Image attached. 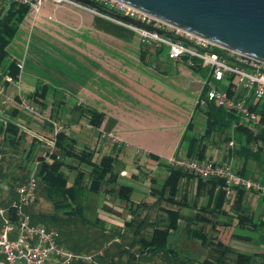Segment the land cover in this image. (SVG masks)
<instances>
[{
  "label": "crops",
  "instance_id": "obj_1",
  "mask_svg": "<svg viewBox=\"0 0 264 264\" xmlns=\"http://www.w3.org/2000/svg\"><path fill=\"white\" fill-rule=\"evenodd\" d=\"M29 12L33 13L30 9ZM26 16L8 47L10 53L7 62L12 58L19 61L20 55L16 46L19 42L15 43L14 40L20 31L26 30L23 28V23L27 21ZM94 16L97 15L70 4L44 2L39 13L36 16L33 14V20L29 23L25 71L21 73L19 80L11 81L5 79L11 78L10 76L0 72V167L2 168L0 209H7L8 205L18 200L17 187L13 189L10 186L13 177L23 178L26 182L27 177L24 173H30L33 167L37 169V158L45 156L49 149L52 134L45 126L44 120L37 115L23 112L15 102L18 82L28 94L34 92L39 82L49 87V92L38 112L47 111L48 116L56 115L65 126V134L74 140L77 151L85 148L94 150V160H99L104 155L116 158L114 165L117 174L116 184L110 187L103 186L100 192L88 195L84 222L81 223L77 217L73 224L75 230H70V234H67V241L79 247L78 252L71 251L94 256L97 262L94 260L93 264H105L103 262L126 264V261L131 259H135L139 264H168L175 253L178 255V260L185 261V264L188 262L201 264L212 247L211 243L218 242L245 255H264V228L255 229V226L249 222L238 224L235 218L238 212L244 210V213L253 218L255 223L264 225V196L246 192L243 199L236 203L233 211L231 205L236 199L233 194L228 200L230 203L224 205L223 213H215L214 216L207 214L204 217L210 219L211 223L202 226L194 220L195 215L201 214L203 208L213 202L214 192L198 188L196 179L183 177L178 182L177 191L169 194L163 190L164 182L170 175L169 171L149 156L153 154L165 161L178 152V157H185V147H179V142L192 115L191 134L197 137L203 135L204 117L201 113H196L202 116V120H198L202 131L197 133L194 121L196 114L193 113V109L202 94L204 78L191 69L188 60L187 62H184L183 58L176 61L169 60L165 48L146 46L135 34L133 39L127 42L95 29ZM52 19L56 22H50ZM92 33L102 34L104 41L115 39L131 43L137 39L141 48L137 57L130 61L128 60L130 55L126 54L125 47L121 48L124 52L99 44H91L80 49V47H71L68 44L71 40L64 38L70 39L73 35L85 38L87 34ZM145 48L149 53L142 63L139 56L141 50ZM164 63H170L175 68L174 76L168 79V83L165 80L166 71L159 69ZM151 66H156L154 70L156 72L150 71ZM200 66L207 70L205 66ZM229 83L226 79L217 85L226 88ZM113 87L125 93L126 98L123 101L126 109L150 105L165 108L171 102L174 114L180 122H184L186 116L191 114L185 121L184 127L173 138L172 150L169 153H161V150L153 152L149 149L146 153L142 152L143 147L138 146L139 142L131 134L134 130L122 125V120L116 115L118 113L103 109L111 99L109 95ZM71 97L77 98L76 101L81 103L71 104ZM142 101H145L146 105H142ZM175 101H177L176 106ZM35 102H39L38 95ZM76 104L81 105L82 108L90 107L104 113L105 119L101 126L97 129L90 126L88 118L74 108ZM185 104L190 107H184ZM108 105L117 110V103ZM109 118L114 119L116 124L109 134H105ZM7 121L17 126V137L21 136V140L16 145L3 142ZM84 122L86 128L81 127ZM209 141L205 143L206 157L210 161H222L230 165L239 162V169L242 168V160L230 157L228 151L224 153L216 151L215 139L210 141L212 142L210 145ZM132 146L136 148L134 152H129ZM211 148L216 152H212ZM68 163L72 167L78 166V161L75 159L69 160ZM80 167L86 172L89 170L85 165ZM64 173L69 182H72L75 172L66 169ZM255 176L260 175L256 173ZM118 186L130 188L128 202L118 197L116 191ZM212 207L210 204L209 209ZM27 209L32 211L31 208ZM168 210L179 213L178 227L175 231H170L166 242L165 249L168 252L140 250L144 243L143 239H151L152 231L156 226L169 223L166 215ZM200 227L213 238L209 247L188 234V230ZM135 230L139 232L134 233ZM91 246H94L92 251Z\"/></svg>",
  "mask_w": 264,
  "mask_h": 264
},
{
  "label": "trees",
  "instance_id": "obj_2",
  "mask_svg": "<svg viewBox=\"0 0 264 264\" xmlns=\"http://www.w3.org/2000/svg\"><path fill=\"white\" fill-rule=\"evenodd\" d=\"M29 7L25 5H20L16 3H10L5 0L0 2V72L7 74L13 80H18L20 74L17 68L16 58H12L9 62L6 59L9 57L8 47L12 39L16 36L19 25L22 23L24 17L28 14ZM93 27L104 33L110 34L123 41H131L134 37V32L116 24L106 18L100 16L93 17ZM148 49H142L140 53V61L144 63L146 56L148 55ZM184 62H187V58H183ZM193 71L200 73L204 80L207 78L208 70L203 69L199 64L195 66H190ZM230 82V79H228ZM231 96L235 95L232 91V85L229 83L226 87ZM208 88L205 86L202 89L201 97H205V93ZM49 87L42 85L39 82L36 85L34 92L28 94L26 97L33 103L37 101V95H40L42 101L48 95ZM237 98V97H236ZM15 101L18 98L15 97ZM45 107V104H44ZM80 111L81 115L88 118V124L93 128L97 129L101 126L105 115L96 109L85 107L82 108L81 105L76 104L75 107ZM252 110L259 114L258 123L261 124V128L255 131L253 128L245 124L241 119L235 114L226 111L223 107L217 106L212 101H206L205 105H200L197 102L194 106L193 113H201L204 117V133L201 137H197L191 134L193 129L191 116L188 121L185 130L183 131L179 147L184 146L186 153L185 158L196 159L199 161H210L206 157V146L205 143L208 140H212L215 137L221 138L225 136L224 140L227 142L232 141V146L228 149V154L230 157H236L242 160V168L236 171L237 174L243 177H247V165L249 161L258 164L261 167V172H259L261 182L264 183V102H259L252 107ZM49 119L53 122L58 121L56 115H50ZM45 126L53 132V125L51 122L45 120ZM116 124V121L112 118L107 120V126L104 131L105 134H109L112 127ZM5 132L3 142H9L11 144H18L21 140V136L17 137V126L11 121H7L5 124ZM53 147L50 144V148L46 151L45 156L38 157V166L36 169V190L35 195L41 194L46 200L50 202L52 208L56 212H60L61 216L56 214L50 215H39L34 212L29 211L25 208L26 212L30 216V220L33 224H40L45 226L47 229L53 230L56 227L58 230H62V222L71 221L72 224L75 223L77 217L80 222H84L85 217V207L88 205V195L90 193H98L101 191L103 186L110 187L116 184L117 174L114 170V165L116 163V158L110 155H104L99 160H94L95 152L90 148H85L84 150L77 151L75 149L74 140L68 137L64 130L56 133L52 138ZM152 159L158 161L159 165L165 166L169 171V176L166 178L163 190H166L169 194H173L178 189V182L183 177H190L197 180L198 188L208 189L214 192L213 202H210L207 207L203 208V212L196 214L194 220L201 224L202 226L211 223L210 219H205L204 216L213 215L215 213H223V207L226 203H230V199L226 197L225 183L223 180L218 178H210L203 180L199 177L190 174L189 172L170 166L167 160H161L159 157L149 154ZM175 157H178V152ZM75 159L78 161V166L72 167L69 165L68 161ZM85 165L88 167V172L84 171L80 166ZM0 167V177L1 174ZM26 169V168H24ZM69 169L75 172V177L72 182H69L64 171ZM24 176L29 177V172H25ZM27 182V181H26ZM23 178L13 177L11 180V188L20 187L26 183ZM117 195L120 199L125 202L129 201V194L131 192L130 188L124 186H118ZM216 192V193H215ZM246 190L243 188L235 189V201L231 205V209L235 211L236 203L242 200ZM210 204L212 208L209 209ZM7 215L13 217L14 210L12 205L7 206ZM168 217V222L162 226H156L151 234V239L145 240L141 245L142 251L149 252H168L166 248V242L170 231H175L178 227L177 219L179 218L178 211L168 210L166 212ZM235 218L237 223L249 222L251 225L255 226V229L264 228L262 223H255L253 218L247 216L243 211L238 212ZM1 219V218H0ZM192 222V219H191ZM51 225V226H50ZM133 225V222H131ZM139 230H135L134 233H138ZM188 234L192 237L199 239L203 245L206 247L210 246L213 238L208 234L204 228H195L188 230ZM65 240L59 241L57 238V243L64 247L62 244ZM211 249L208 250L206 258L201 262V264H264V255L254 254L245 255L236 252L226 246H223L220 242L216 244L211 243ZM174 258L168 262V264H185V261H179L178 255L173 254ZM103 261V260H102ZM107 264L106 262H103ZM73 264H93V263H83L81 261H76ZM108 264H118L108 263ZM126 264H139L135 259L126 261Z\"/></svg>",
  "mask_w": 264,
  "mask_h": 264
},
{
  "label": "built area",
  "instance_id": "obj_3",
  "mask_svg": "<svg viewBox=\"0 0 264 264\" xmlns=\"http://www.w3.org/2000/svg\"><path fill=\"white\" fill-rule=\"evenodd\" d=\"M20 5L28 6L36 16L44 2L55 4H70L89 11L94 15L106 18L119 24L138 36L140 42L146 46L163 47L166 49L169 60L176 61L186 57L189 66L197 64L205 66L208 70L203 87L208 90L205 97H199L197 102L205 105L206 101H212L217 106L238 116L242 122L254 124L259 120V114L252 107L259 102H264V63L247 58L236 52L221 48L216 44L185 32L169 25L153 16L126 5L117 0H92L108 11L126 16L158 30L168 33L171 37L158 34L155 31H146L135 26L122 23L95 9L89 8L71 0H5ZM181 37L192 45H187L177 38ZM230 59L249 65L251 69L238 65ZM24 59L17 62L19 77L22 73ZM8 81L12 79L5 78ZM230 79L233 96L224 87L217 83ZM15 101L20 109L28 114H34L47 120L53 125V136L61 131L56 122L49 119L43 112H37L26 96L17 94ZM237 97V98H236ZM53 147V140L50 142ZM232 141L229 145L232 146ZM167 163L199 177L203 180L218 178L225 183L226 197L230 199L236 188H243L246 192L257 196H264V183L256 179L240 176L232 170L226 162L199 161L196 159L179 158L172 156ZM36 168L33 167L25 184L17 188L18 200L12 204L14 215H7V209H0L2 225L0 227V264H73L76 261L93 263L90 255L75 253L57 243V234L54 230L47 229L40 224H33L25 208L30 206L35 198Z\"/></svg>",
  "mask_w": 264,
  "mask_h": 264
},
{
  "label": "rangeland",
  "instance_id": "obj_4",
  "mask_svg": "<svg viewBox=\"0 0 264 264\" xmlns=\"http://www.w3.org/2000/svg\"><path fill=\"white\" fill-rule=\"evenodd\" d=\"M32 16H33V13L29 12L28 15L26 16L27 21L23 23V28H25L26 30H23L22 32L20 31L14 40L15 43L19 42L16 45L17 51L20 55L19 61L24 59L22 74L25 71L24 66L26 63V59L28 57V53L26 52V49L28 48V47L26 48V41H27L29 23L31 22V20H33ZM50 22H56V20L52 19L50 20ZM64 38L67 40H71L68 43L71 47H74V48L80 47V49L89 47L91 44H99L102 46L117 48L116 50L118 52H124L123 49L121 48L125 47L126 52H127L126 54L130 55V57L128 58V60L130 59V61H133V59L137 57V54L139 53V50L141 48V45L137 39H134V41L131 43H125V42L115 40V39H109V41H104V36L99 33H92L91 35L87 34L85 38H82L80 36L76 37L75 35H73V37L70 39H68L67 37H64ZM128 50L130 52H128ZM149 69L152 73L156 72L154 71L156 70V66H151ZM159 69H164L166 71L167 77L165 80L168 83V79L174 76L175 68L170 63H164L160 66ZM16 94H21L22 96L28 95V92L23 89L20 82L17 83ZM109 97L111 99L108 101V104L114 105V103H117V106H116L117 110L115 111L114 108L112 106H109L108 104H105L104 105L105 108L103 109L105 111H111L112 113H115V114L118 113L116 115H118L119 118L122 120L123 122L122 125L128 129L134 130V132L131 134H133V137H135L137 141L139 142L138 146L143 147L144 150H141V149L140 150L144 153L147 152V149L153 152L161 150V153H165V152L169 153V151L172 150L173 138L177 136L180 129L184 127L185 121H187L189 117L191 116V114L190 116H188L189 115L188 114L186 118L184 119V122H180L178 118L176 117V114H174V111H173L174 109L172 107L173 103L171 102H169V105H166L165 108H161V107L156 108L150 105L148 107L147 106H137L132 109H130L129 107L128 109H126L125 101H123V99L126 98V95L120 89H117L116 87H113L112 93L109 95ZM38 98H39V102H34V101L33 103L31 102L37 112L40 111L41 104L43 103V101L42 102L40 101L42 100L40 95H38ZM76 99L77 98L71 97L70 103L71 104H75V102L78 103L79 101H76ZM103 99L105 98L103 97ZM47 101L49 102V100ZM106 103H107V100H106ZM176 103L177 101H175V104H174L175 106L177 105ZM141 104L146 105V102L142 101ZM184 107H190V106H188V104H185ZM22 111L24 112V110ZM43 113L48 116L47 111ZM31 115H34V114H31ZM198 120H202L201 114H196L194 118V121L196 124V132L201 133L202 128L200 126V123L198 124ZM56 124L58 128H60L61 130H64L65 126L63 122L58 120L56 121ZM85 125H86V122H84L81 127L86 128ZM248 125L249 127L253 128L255 131H258L259 128H261V124L258 122L254 124H248ZM51 134L53 137V132ZM224 138L225 136H222L221 138L219 137L214 138L215 143L217 145V147L215 148L216 151H219V152L222 151L223 153L228 151L230 145H229V142L224 140ZM51 141L52 139L50 140V142ZM210 141L208 142L209 145L212 144V142ZM50 147L51 146L49 144L48 148L51 149ZM134 148H136V146L130 147L129 152H134ZM211 150L212 152H216L214 148H211ZM179 158H185V157H179ZM230 166L232 167V170L236 173V171L239 169V162H236L234 165H230ZM247 168H248V173L246 174V176L251 179L256 178L258 181L261 182V179L258 176H255L256 173L260 174L259 172H261V167L258 164L252 161H249ZM28 208H31V210L34 213L39 214V215L45 214L48 216L50 214L52 215L56 214L58 217L61 216V213L54 211L50 202L46 200L41 194L37 196L35 195L34 201ZM1 225H2V220L0 219V227ZM62 225H63L62 230H58L56 227H54L53 229L54 232L57 234V238L59 239V241L61 240V242H62V239L65 240V242H63L62 244L63 246H65V248L78 252L79 247L75 243H72L71 241L69 242L67 241V238H68L67 234H70V230H73V231L75 230L73 229L72 222L65 221V222H62ZM93 248L94 246H91L90 250L92 251ZM83 250L84 249H81V251ZM93 258L95 260L94 256ZM95 262H97V260H95ZM188 264H193V263L188 262Z\"/></svg>",
  "mask_w": 264,
  "mask_h": 264
},
{
  "label": "water",
  "instance_id": "obj_5",
  "mask_svg": "<svg viewBox=\"0 0 264 264\" xmlns=\"http://www.w3.org/2000/svg\"><path fill=\"white\" fill-rule=\"evenodd\" d=\"M122 23L171 37L150 25L111 12L92 0H71ZM217 46L264 63V0H117ZM181 42L192 45L178 37ZM232 62L251 69L235 59Z\"/></svg>",
  "mask_w": 264,
  "mask_h": 264
}]
</instances>
